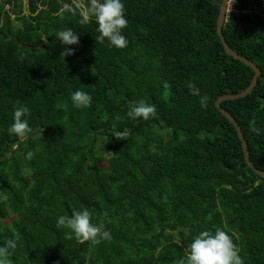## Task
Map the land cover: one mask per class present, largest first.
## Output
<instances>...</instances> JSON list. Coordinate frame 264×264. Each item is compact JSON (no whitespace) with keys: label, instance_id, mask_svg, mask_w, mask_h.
<instances>
[{"label":"trees","instance_id":"16d2710c","mask_svg":"<svg viewBox=\"0 0 264 264\" xmlns=\"http://www.w3.org/2000/svg\"><path fill=\"white\" fill-rule=\"evenodd\" d=\"M2 2L0 246L17 243L9 264H178L199 232L218 227L244 264H264V178L216 107L254 76L224 50L222 0H123V49L96 41L95 17L81 23L73 0ZM69 28L79 43L64 56L56 35ZM223 34L262 71L251 94L221 105L264 171V0H233ZM76 90L93 97L90 107L73 106ZM141 100L157 115L128 118ZM20 105L30 109L23 139L8 131ZM83 209L110 240L78 239L56 226L60 215Z\"/></svg>","mask_w":264,"mask_h":264},{"label":"clouds","instance_id":"9594fccd","mask_svg":"<svg viewBox=\"0 0 264 264\" xmlns=\"http://www.w3.org/2000/svg\"><path fill=\"white\" fill-rule=\"evenodd\" d=\"M80 16L81 23H88L90 17H95L99 32V35L95 37L96 41L104 42L107 39L110 46L120 49L128 46L129 42L123 35V30L128 25L123 0H90V11L81 10ZM56 38L62 45L67 46L62 53L64 56L74 53V49L69 48V45L79 43V34L70 28L59 31ZM187 87L192 95H200V89L194 82L188 81ZM71 101L76 108H87L93 103V97L86 91L76 90L71 94ZM200 103L202 107H206L205 99H201ZM29 115L30 109L27 105L15 108L14 122L8 129L9 133L23 139L31 131L27 118ZM126 115L133 120L138 118L148 120L157 115V109L155 105L141 100L130 105ZM116 119L120 120L121 117ZM249 127L253 132L259 131L255 119L249 122ZM116 135L119 137L120 133L117 132ZM31 155L32 153H29V156ZM56 226L70 229L78 239L82 240H93L99 243L100 240L111 239L110 232L103 230L102 223L99 225L92 223V214L87 209L73 210L70 217L60 215L56 220ZM16 247L17 243L14 239H9L0 246V264H9L7 259L11 254L9 250H15ZM178 264H244V259L239 254V249L231 236L218 227L214 232L209 230L199 232L190 243L186 256L182 257Z\"/></svg>","mask_w":264,"mask_h":264},{"label":"water","instance_id":"95a60500","mask_svg":"<svg viewBox=\"0 0 264 264\" xmlns=\"http://www.w3.org/2000/svg\"><path fill=\"white\" fill-rule=\"evenodd\" d=\"M233 0H222L221 2V6H220V12H219V17H218V21H217V33L220 36L221 42L224 46V50L225 52L232 56L234 59H237L239 61H241L242 63H244L245 65L249 66L253 71H254V76L253 79L250 83V85L241 93L238 94H223L221 96H219V98L216 100V107L222 112V114L235 126L237 132H238V136L241 140L242 143V149L244 152V157H245V161L248 164V166L253 169L257 174H259L261 177L264 178V171L258 169L253 162L251 161L250 158V152L248 149V143L244 137L243 131L241 126L239 125V123L235 120L234 116L229 113L224 107H222V102L226 101V100H235V99H239V98H244L247 95L251 94L254 90V88L257 86L258 84V79L262 74L261 69L257 66V64L247 58H245L244 56H242L241 54H239L238 52H236L233 48H231V46L227 43L226 38L223 34V27L224 24L227 20L228 17V13L231 11L230 7L232 4ZM46 39V38H44ZM16 43H18V40H14ZM25 47V45H24Z\"/></svg>","mask_w":264,"mask_h":264},{"label":"rangeland","instance_id":"374dc122","mask_svg":"<svg viewBox=\"0 0 264 264\" xmlns=\"http://www.w3.org/2000/svg\"><path fill=\"white\" fill-rule=\"evenodd\" d=\"M3 0H0V5H2L3 4V2H2ZM27 1L28 0H22V2H23V4H24V6L26 7L27 6ZM74 2H77V4L80 6V8L82 9V10H84V11H90V7L88 6V4L90 3V0H73ZM5 7L6 8H9V4L8 3H6L5 4ZM26 12V11H25ZM10 18L11 19H14L15 18V15L14 14H11L10 13Z\"/></svg>","mask_w":264,"mask_h":264}]
</instances>
